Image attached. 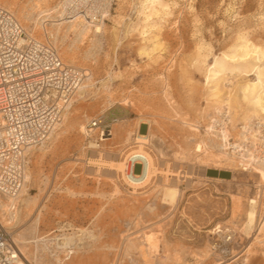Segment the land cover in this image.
<instances>
[{
	"label": "rangeland",
	"instance_id": "obj_1",
	"mask_svg": "<svg viewBox=\"0 0 264 264\" xmlns=\"http://www.w3.org/2000/svg\"><path fill=\"white\" fill-rule=\"evenodd\" d=\"M60 1L1 0L38 38L51 28L62 59L87 71L63 122L29 152L16 208L0 196V220L26 263L264 264V164L242 171L227 148L247 125L251 146L264 151L255 104L264 92V0H114L103 23L51 25ZM101 114L121 122L94 146L84 126ZM223 117L226 146L214 126ZM143 121L158 172L134 188L109 164L138 147ZM208 167L233 177L208 180ZM172 185L175 202L165 196ZM70 237L73 248L64 246Z\"/></svg>",
	"mask_w": 264,
	"mask_h": 264
},
{
	"label": "built area",
	"instance_id": "obj_2",
	"mask_svg": "<svg viewBox=\"0 0 264 264\" xmlns=\"http://www.w3.org/2000/svg\"><path fill=\"white\" fill-rule=\"evenodd\" d=\"M113 3L114 0H61L56 16L49 22L94 26L108 19ZM86 77V69L62 59L51 28L45 27L38 38L0 0V196L8 202L17 201L26 186L29 152L52 137L76 101ZM119 122L120 118L105 114L89 120L84 126L88 143L100 146L113 136L114 125ZM214 126L226 146L228 121L218 118ZM248 129L244 126L239 138L227 147L242 171L255 170L264 162V151L254 149L247 138ZM258 130L264 142L263 122H259ZM137 131L140 133L139 127ZM137 164L144 167L136 162L133 172ZM0 264H27L12 231L1 220Z\"/></svg>",
	"mask_w": 264,
	"mask_h": 264
},
{
	"label": "bare ground",
	"instance_id": "obj_3",
	"mask_svg": "<svg viewBox=\"0 0 264 264\" xmlns=\"http://www.w3.org/2000/svg\"><path fill=\"white\" fill-rule=\"evenodd\" d=\"M96 26H97L96 30L98 32H101L102 31V26L101 25H96ZM83 85H82V87H83ZM82 87L80 88L79 92L81 90L83 91L85 89V88H82ZM262 93H263V95H261V96H259L257 98L255 104H258V107L260 108V110H262V113H264V92H262ZM224 137L226 138L227 135L224 134ZM147 139H148V134H140V133H138L137 137H136V142L139 143V145H137L138 147L136 149H133V150L129 151L127 153L126 157L123 160L116 161L115 163L109 164L112 167L116 166V167H114L115 170L122 171L125 181L130 186H132L134 188L140 187V186H143V185L147 184L148 182H150V180L158 172L157 167H156V163H155V159H154L153 155L150 154L144 148V144L147 143ZM136 162H141V163L144 164L142 173L133 172V165ZM262 164H264V162ZM204 170H205V168H204ZM260 173H261L262 179L264 180V170H261ZM189 177H192V176H189ZM189 177H187V178H189ZM26 179H27V176H26ZM165 193H166V195L164 194L165 196H167L169 199H171V201L175 202L178 199V196L180 194V190L178 189V187L172 185L171 187L167 188ZM12 205H14V209H15L16 208V200L14 202H12V201L10 202V205L8 206L9 210L13 209V208H11ZM10 213H11V217H12L13 211H10ZM256 219H257L256 206L252 205L251 209L248 211L247 225H248L249 228H252V226L256 222ZM66 240L67 241H65V243H64L65 245L64 246H68L69 245L70 248H73V245H74L73 238L70 237V238H68ZM72 252H73V250H72ZM24 258L26 259L25 256H24Z\"/></svg>",
	"mask_w": 264,
	"mask_h": 264
},
{
	"label": "crops",
	"instance_id": "obj_4",
	"mask_svg": "<svg viewBox=\"0 0 264 264\" xmlns=\"http://www.w3.org/2000/svg\"><path fill=\"white\" fill-rule=\"evenodd\" d=\"M125 121H128L125 120ZM142 125H146V131L143 133L141 132ZM138 127L140 128V134H149L150 133V126L146 124V122H141ZM211 172V173H210ZM233 177V172L230 168L225 167H208L206 170V179L214 180V181H228Z\"/></svg>",
	"mask_w": 264,
	"mask_h": 264
},
{
	"label": "trees",
	"instance_id": "obj_5",
	"mask_svg": "<svg viewBox=\"0 0 264 264\" xmlns=\"http://www.w3.org/2000/svg\"><path fill=\"white\" fill-rule=\"evenodd\" d=\"M140 173V172H139Z\"/></svg>",
	"mask_w": 264,
	"mask_h": 264
}]
</instances>
